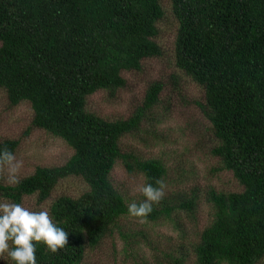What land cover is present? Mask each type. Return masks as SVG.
Returning <instances> with one entry per match:
<instances>
[{
	"label": "trees",
	"instance_id": "obj_1",
	"mask_svg": "<svg viewBox=\"0 0 264 264\" xmlns=\"http://www.w3.org/2000/svg\"><path fill=\"white\" fill-rule=\"evenodd\" d=\"M169 2L174 65L203 89L199 107L216 140L211 153L241 187L209 193L211 219L192 245L194 264H258L264 259V0ZM163 17L161 0H0V89L10 106L31 108L25 136L42 130L72 150L60 166H38L15 186L0 185V196L13 203L35 196L41 203L62 179L87 186L51 205L68 244L53 254L36 243L37 264H80L86 248L121 228L129 213L112 180L117 162L154 186L164 179L161 161L122 152L121 140L139 131L143 110L104 119L87 107L90 96L114 95L125 86L124 74L161 55ZM161 90L159 83L148 88L145 109L157 104ZM19 143L0 141V149L15 153ZM194 205L195 197L153 207L143 219L170 221L174 211L190 214Z\"/></svg>",
	"mask_w": 264,
	"mask_h": 264
},
{
	"label": "rangeland",
	"instance_id": "obj_2",
	"mask_svg": "<svg viewBox=\"0 0 264 264\" xmlns=\"http://www.w3.org/2000/svg\"><path fill=\"white\" fill-rule=\"evenodd\" d=\"M161 5L164 17L158 24L157 37L161 55L145 60L139 71L124 74L125 86L114 95L99 91L90 96L87 107L104 119H124L138 109L143 110L139 131L121 140L122 152L140 161L155 159L164 164L166 194L152 207L160 210L166 204L195 197L194 210L190 214L174 211L170 221L143 219L141 222V218L125 216L120 220V229L96 247L86 248L80 264H174L181 258H184L183 264H194L192 245L211 219L209 193L241 191L237 181L221 169L220 162L211 153L216 140L199 107V103H204L203 89L175 67L176 23L169 0H161ZM155 83L162 85L158 102L145 109L146 92ZM31 116L28 104L10 106L0 89V141L20 140L14 153L23 161L20 179L38 166H60L72 154L63 141L42 130L32 129L25 136ZM111 174L128 205L145 199L136 191L138 185L146 183L140 172L129 173L119 161ZM0 185L8 186L2 178ZM86 189L78 179H62L45 202L38 203L35 196H27L20 204L34 211L47 208L50 213L57 198H76ZM4 200L9 201L0 196V202ZM0 264H9L6 254L0 257ZM258 264H264V259Z\"/></svg>",
	"mask_w": 264,
	"mask_h": 264
},
{
	"label": "clouds",
	"instance_id": "obj_3",
	"mask_svg": "<svg viewBox=\"0 0 264 264\" xmlns=\"http://www.w3.org/2000/svg\"><path fill=\"white\" fill-rule=\"evenodd\" d=\"M23 161L6 147L0 149V178L9 186L20 183ZM166 183L157 179L152 183H142L136 191L145 199L128 205L132 217L146 218L165 196ZM35 242V243H34ZM36 243H43L48 251L55 254L68 244V232L57 226L47 208L31 210L20 203L7 200L0 202V257H7L14 264H37Z\"/></svg>",
	"mask_w": 264,
	"mask_h": 264
}]
</instances>
